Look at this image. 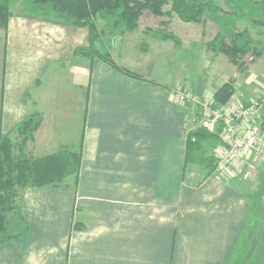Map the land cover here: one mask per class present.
Returning a JSON list of instances; mask_svg holds the SVG:
<instances>
[{
	"label": "crops",
	"instance_id": "1",
	"mask_svg": "<svg viewBox=\"0 0 264 264\" xmlns=\"http://www.w3.org/2000/svg\"><path fill=\"white\" fill-rule=\"evenodd\" d=\"M9 11L0 29V138L38 112L31 153L68 149L79 168L74 184L24 189L27 231L0 244V264H234L264 162L243 157L226 175L190 168L186 138L200 126L185 125L198 109L173 95L181 84L194 99H212L226 81L202 72L172 85L136 79L74 55L89 45L87 28L36 14L25 0H11ZM258 84L254 73L233 84L225 106L245 103Z\"/></svg>",
	"mask_w": 264,
	"mask_h": 264
},
{
	"label": "trees",
	"instance_id": "2",
	"mask_svg": "<svg viewBox=\"0 0 264 264\" xmlns=\"http://www.w3.org/2000/svg\"><path fill=\"white\" fill-rule=\"evenodd\" d=\"M34 13L52 16L54 20L70 23L88 30L89 45L79 47L75 56L89 60L99 58L123 74L144 80V78L118 65L110 56V48L104 40V31L98 28L97 19H103L110 28L120 27L122 31L137 28L144 11L155 16L174 13L182 22H198L210 5L200 0H25ZM241 2L242 0H235ZM249 1V0H248ZM260 4L264 12V0H252ZM11 0H0V26L4 31L10 16ZM170 5L164 11V6ZM233 15V14H232ZM264 26V22L258 21ZM167 38V36L163 37ZM169 38V37H168ZM219 51L229 62L241 70L242 57L252 51L259 56L261 49L252 45L246 29L234 32L225 41L219 37ZM102 48L106 46L104 50ZM253 46V47H252ZM234 94L231 82L221 84L213 93L214 107L225 105ZM40 113L29 114L16 127L12 135L0 138V244L24 235L27 224L20 215V201L25 188L36 186L76 183L79 155L59 150L47 156L34 158L29 142L41 124ZM220 142L219 134L209 133L198 127L187 134L185 163L190 168L203 167L207 173L215 169L214 148ZM69 176L72 180L68 181ZM75 177V178H73ZM67 179V180H66ZM250 218L246 225L244 241L235 264H264V180L258 190L248 194Z\"/></svg>",
	"mask_w": 264,
	"mask_h": 264
},
{
	"label": "rangeland",
	"instance_id": "3",
	"mask_svg": "<svg viewBox=\"0 0 264 264\" xmlns=\"http://www.w3.org/2000/svg\"><path fill=\"white\" fill-rule=\"evenodd\" d=\"M200 1L207 2L210 8L205 10L198 22H182L174 13L155 16L148 11L142 13L138 26L133 31H122L118 26L110 28L106 21L99 18L96 22L98 28L104 31V40L110 48L112 59L142 77L172 85L178 80H192L197 73L202 72L207 73L216 83L226 81L236 84L254 73L256 78L264 82V26L258 23L264 22V12L262 7H258L261 5L252 0ZM169 8L170 5L164 6V11L167 12ZM0 29L2 30L1 26ZM244 29L247 30L252 45L260 48L261 53L256 56L250 51L244 55V67L241 70L219 51L218 41L221 36L229 41L234 32ZM164 36L167 38L163 39ZM100 47L102 48V44ZM105 48L106 46L102 50ZM61 83L63 84L62 80ZM184 90L191 92L189 87L181 84L173 90L174 99L180 105L187 101H178L176 95ZM197 99L204 100L192 99L198 110L186 119V130L192 129L197 123L199 125L200 107ZM192 117H196L194 121ZM36 152L34 149V158L48 155H37ZM256 180L253 182L261 187L263 182Z\"/></svg>",
	"mask_w": 264,
	"mask_h": 264
},
{
	"label": "built area",
	"instance_id": "4",
	"mask_svg": "<svg viewBox=\"0 0 264 264\" xmlns=\"http://www.w3.org/2000/svg\"><path fill=\"white\" fill-rule=\"evenodd\" d=\"M177 100H194L192 92H179ZM200 107L199 126L209 133L218 132L220 143L214 151L215 170L222 173L243 157L264 162V82L258 84L245 103L214 107L213 99L196 101ZM254 166L248 163L241 173L249 179Z\"/></svg>",
	"mask_w": 264,
	"mask_h": 264
}]
</instances>
